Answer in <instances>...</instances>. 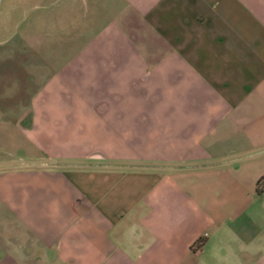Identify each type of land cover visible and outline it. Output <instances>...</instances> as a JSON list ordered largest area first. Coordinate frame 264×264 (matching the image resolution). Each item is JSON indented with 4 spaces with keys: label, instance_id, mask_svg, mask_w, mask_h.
<instances>
[{
    "label": "crops",
    "instance_id": "1",
    "mask_svg": "<svg viewBox=\"0 0 264 264\" xmlns=\"http://www.w3.org/2000/svg\"><path fill=\"white\" fill-rule=\"evenodd\" d=\"M114 2L16 112L0 264H264V0Z\"/></svg>",
    "mask_w": 264,
    "mask_h": 264
},
{
    "label": "rangeland",
    "instance_id": "2",
    "mask_svg": "<svg viewBox=\"0 0 264 264\" xmlns=\"http://www.w3.org/2000/svg\"><path fill=\"white\" fill-rule=\"evenodd\" d=\"M119 9L114 0H0V161L28 146L13 122L19 106Z\"/></svg>",
    "mask_w": 264,
    "mask_h": 264
},
{
    "label": "trees",
    "instance_id": "3",
    "mask_svg": "<svg viewBox=\"0 0 264 264\" xmlns=\"http://www.w3.org/2000/svg\"><path fill=\"white\" fill-rule=\"evenodd\" d=\"M262 178H264V177H262ZM261 181H257V188L255 189L257 192H259L262 188H259V183H260Z\"/></svg>",
    "mask_w": 264,
    "mask_h": 264
},
{
    "label": "built area",
    "instance_id": "4",
    "mask_svg": "<svg viewBox=\"0 0 264 264\" xmlns=\"http://www.w3.org/2000/svg\"><path fill=\"white\" fill-rule=\"evenodd\" d=\"M198 243H200V241H198Z\"/></svg>",
    "mask_w": 264,
    "mask_h": 264
}]
</instances>
